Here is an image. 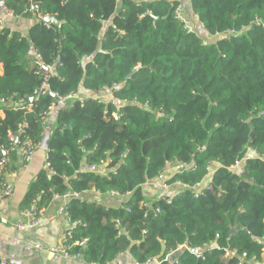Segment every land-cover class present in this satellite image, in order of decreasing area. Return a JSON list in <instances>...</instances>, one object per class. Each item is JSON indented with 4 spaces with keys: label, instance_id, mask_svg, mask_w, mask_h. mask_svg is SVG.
Segmentation results:
<instances>
[{
    "label": "trees",
    "instance_id": "trees-1",
    "mask_svg": "<svg viewBox=\"0 0 264 264\" xmlns=\"http://www.w3.org/2000/svg\"><path fill=\"white\" fill-rule=\"evenodd\" d=\"M0 1L37 20L26 36L0 30V159L25 139L40 143L51 104L80 87L91 93L59 104L45 149L51 175L39 173L26 194L107 195L66 204L75 222L66 240H85L70 250L82 263L128 251L134 264H264V0H189L208 35L240 31L213 41L167 0ZM30 2L61 25L26 11ZM45 76L52 94L39 92ZM109 91L112 101L92 95ZM107 159L105 173L86 168ZM169 167L166 184L185 187L148 202L143 183ZM108 192L121 203L107 205ZM180 245L200 257L186 248L168 256ZM225 248L236 253L224 257Z\"/></svg>",
    "mask_w": 264,
    "mask_h": 264
},
{
    "label": "crops",
    "instance_id": "crops-1",
    "mask_svg": "<svg viewBox=\"0 0 264 264\" xmlns=\"http://www.w3.org/2000/svg\"><path fill=\"white\" fill-rule=\"evenodd\" d=\"M136 2H153L156 0H134ZM169 3H176L182 15L186 27L197 34L202 35L208 41H213L214 36L208 35L200 26L196 15L189 8V0H167ZM37 22L32 14L13 15L0 3V30L6 29L9 33H16L20 36H26L29 28ZM49 72V71H47ZM1 73V69H0ZM91 93L80 87L77 95L87 97ZM93 97L98 95L92 94ZM104 95L105 100H112L109 92ZM63 101V102H61ZM49 112L46 118V127L50 131L56 126V114L59 104L67 105L71 103L72 98L62 99ZM0 115L4 112L0 109ZM16 143V142H14ZM15 153H7V164L5 170V180L12 185L13 190L7 197L0 200V215L6 220L5 224L0 226V261H10L13 264H84L77 259L63 258L55 253L53 249L66 241V230L70 226V219L66 211V204L70 198V193L63 195L54 194L48 200H43V192H37L35 199L26 201V194L32 183H34L42 171L48 176L51 172L47 164V155L45 149L38 147L32 155L26 166L21 162V150L15 148ZM6 153V152H4ZM180 169L181 165H175ZM173 167L166 168L159 177L147 180L143 183L142 189L146 194L148 202L163 196H173L185 186L179 183L166 184V179L171 176ZM213 166L209 168V173L203 179L201 184L196 187L207 184L212 175ZM149 192V193H148ZM153 193V194H152ZM105 195H101L95 190L79 193V198H86L88 201L101 202ZM109 195L107 205H119L122 197ZM43 200V201H42ZM36 217L38 223L33 228L19 227L20 224L28 223ZM135 261L128 251L121 253L115 260L107 264H134Z\"/></svg>",
    "mask_w": 264,
    "mask_h": 264
},
{
    "label": "built area",
    "instance_id": "built-area-1",
    "mask_svg": "<svg viewBox=\"0 0 264 264\" xmlns=\"http://www.w3.org/2000/svg\"><path fill=\"white\" fill-rule=\"evenodd\" d=\"M0 3H2V1H0ZM3 4V3H2ZM26 11H29V12H33L34 14H36L38 17L42 18L43 20V16L40 11H39V8H38V5L35 4V3H32L30 2L29 5L25 8ZM179 7L176 6L175 10H174V15L177 19L181 20L184 22L183 18H182V15L179 11ZM12 13V12H11ZM13 14V13H12ZM14 15V14H13ZM196 19L198 20L197 16H196ZM200 26L203 28L202 24L200 21H198ZM189 31H191L188 27H186ZM238 33H240V31H237V30H228L224 33H215L213 36L215 38H220V37H230V35H237ZM35 64H37L39 66V68L41 67V65L43 63H40L38 62L37 60H35ZM47 67V70L50 71V68L48 66ZM46 79H47V76L44 77V81L42 82L40 88H39V92H44V90L47 88V85H46ZM47 91V89L45 90V92ZM72 98V100L74 99H82L80 98L78 95H77V92L75 93H72V94H69L68 96H66L65 98ZM94 98H98L99 100H103L104 98L101 96V95H98V97H94ZM112 100H113V97H112ZM111 100V101H112ZM3 100H1L2 102ZM54 108V104H51L49 107H48V112H50L52 109ZM113 116L116 118V114L113 113ZM43 118V122H46V114L42 116ZM20 131L23 132L22 130V127L20 128ZM16 135H12L10 134L9 135V140L10 141H13L14 137ZM39 147V143H36V144H33L31 143V141L29 139H25L24 142L22 143L21 145V162H22V165L23 166H26L27 163L30 161L32 155L34 154V151ZM109 162V160H101L100 161V165H87L86 168L90 171H100V173H105L104 171V166L103 165H106L107 163ZM6 164H7V158L4 156L0 159V200L3 198V197H7L11 194L12 190H13V187L11 184H9L6 180H5V170H6ZM48 164V162H47ZM102 165V166H101ZM238 165V162L234 165V167H236ZM101 166V167H99ZM185 186V185H183ZM110 195L112 196H123V195H119L117 194L116 192H108ZM197 191H195L194 193V197H197ZM128 194V193H127ZM126 194V195H127ZM70 197H76V198H79V195L77 193H73L71 192L70 193ZM166 202H170V199H171V196H163L162 197ZM6 220L0 215V226H2L3 224H5ZM38 223V220L36 217H33L32 220L28 223H25V224H20L19 227L21 229H24V228H33L37 225ZM75 224V222H71L70 221V226L68 227V229L66 230V238L69 236L70 234V231L73 227V225ZM85 240H81V241H75L74 243H72L73 246H83ZM72 245L71 244H68L67 243V240L64 241V243H62L60 246L58 247H55L53 249V251L57 254H59L60 256H62L63 258H67V259H77L79 258V255L77 253H73L71 252V248H72ZM181 248H186L187 250H189L191 253L195 254L196 257H200V253L199 252H195L193 249H190L189 247H187L186 245H180L178 246V248L174 251H172L168 256L171 257V255H176V252L179 251ZM263 251V258H264V248L262 249ZM236 253V250L232 249H228V248H225L224 249V257H231L233 254ZM173 255V256H174ZM168 256L165 258L166 260L168 259ZM246 254L245 253H242V257H245ZM174 258V257H173ZM172 258V260H173ZM153 261L155 260H150V261H147L146 263L144 264H151ZM0 264H13L12 262L10 261H1Z\"/></svg>",
    "mask_w": 264,
    "mask_h": 264
},
{
    "label": "water",
    "instance_id": "water-1",
    "mask_svg": "<svg viewBox=\"0 0 264 264\" xmlns=\"http://www.w3.org/2000/svg\"><path fill=\"white\" fill-rule=\"evenodd\" d=\"M154 20L157 19V17H154L153 18ZM43 22L45 24H48V25H54L55 27H59L61 25V22L53 15H45L43 17ZM47 71V67L45 64H42L41 67H40V74H45ZM47 94H52L50 93L49 90L46 91ZM32 100V99H31ZM17 106H19V104H17ZM50 129L48 127H46L44 129V134L41 138V141L39 143V147L42 148V149H47L48 147V139H49V136H50ZM13 142H17V137L15 136L14 139H13ZM233 231V229L231 230Z\"/></svg>",
    "mask_w": 264,
    "mask_h": 264
},
{
    "label": "rangeland",
    "instance_id": "rangeland-1",
    "mask_svg": "<svg viewBox=\"0 0 264 264\" xmlns=\"http://www.w3.org/2000/svg\"><path fill=\"white\" fill-rule=\"evenodd\" d=\"M102 97L104 96V95H101ZM240 163H241V161L238 163V165L235 167V168H233V169H235V170H238V169H240ZM149 193V192H148ZM153 194V193H152Z\"/></svg>",
    "mask_w": 264,
    "mask_h": 264
}]
</instances>
